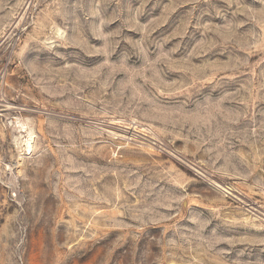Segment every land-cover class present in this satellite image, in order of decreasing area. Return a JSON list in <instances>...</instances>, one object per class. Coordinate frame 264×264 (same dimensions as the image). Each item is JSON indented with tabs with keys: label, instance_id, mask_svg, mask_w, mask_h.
I'll return each instance as SVG.
<instances>
[{
	"label": "rangeland",
	"instance_id": "374dc122",
	"mask_svg": "<svg viewBox=\"0 0 264 264\" xmlns=\"http://www.w3.org/2000/svg\"><path fill=\"white\" fill-rule=\"evenodd\" d=\"M0 264H264V0H0Z\"/></svg>",
	"mask_w": 264,
	"mask_h": 264
},
{
	"label": "bare ground",
	"instance_id": "6f19581e",
	"mask_svg": "<svg viewBox=\"0 0 264 264\" xmlns=\"http://www.w3.org/2000/svg\"><path fill=\"white\" fill-rule=\"evenodd\" d=\"M22 126V125H21ZM21 130V129H20ZM21 133H22V131H20ZM26 133V132H25ZM29 136V135H28ZM27 136V137H28ZM31 136V135H30ZM30 138V137H29ZM30 139H26L25 140V150H26V152L28 153V152H30V150H31V146H30ZM32 144V143H31Z\"/></svg>",
	"mask_w": 264,
	"mask_h": 264
}]
</instances>
